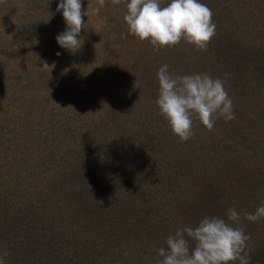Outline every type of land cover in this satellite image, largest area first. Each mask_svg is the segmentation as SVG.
Wrapping results in <instances>:
<instances>
[{"label": "trees", "instance_id": "trees-1", "mask_svg": "<svg viewBox=\"0 0 264 264\" xmlns=\"http://www.w3.org/2000/svg\"><path fill=\"white\" fill-rule=\"evenodd\" d=\"M201 2L216 24L206 51L181 41L31 163L20 153L2 159L6 264H156L169 234L204 216L226 219L229 207L251 236L250 264H264V218H243L264 202V0ZM163 64L224 80L236 118L212 131L194 120L195 137L179 142L156 105Z\"/></svg>", "mask_w": 264, "mask_h": 264}, {"label": "rangeland", "instance_id": "rangeland-1", "mask_svg": "<svg viewBox=\"0 0 264 264\" xmlns=\"http://www.w3.org/2000/svg\"><path fill=\"white\" fill-rule=\"evenodd\" d=\"M81 2L89 13L83 44L70 52L56 40L66 27L59 0H0V165L7 156L16 162L12 155L19 153L31 163L39 146L50 150L59 134L81 130L88 114L119 102L155 59L178 49L156 50L129 33L127 0Z\"/></svg>", "mask_w": 264, "mask_h": 264}, {"label": "clouds", "instance_id": "clouds-1", "mask_svg": "<svg viewBox=\"0 0 264 264\" xmlns=\"http://www.w3.org/2000/svg\"><path fill=\"white\" fill-rule=\"evenodd\" d=\"M104 3L105 0H98L99 7ZM112 3L118 5L120 0ZM125 7L123 19L129 33L142 41L148 40L156 50L184 41L206 51L216 34L213 13L201 0H169L166 5L162 0H127ZM61 10L66 27L56 40L62 48L75 52L82 47L81 30L85 29L84 17L89 13L82 10L81 0H59L56 12ZM122 38L126 36L122 34ZM47 66L43 62V67ZM168 68V64H163L156 72L159 84L156 105L179 142L195 137L194 120L212 131L216 120L223 118L227 122L236 118L224 80L208 73L174 75ZM243 218L249 222L264 218V202L254 213L244 211ZM240 224L241 214L229 207L226 219L204 216L195 226L178 227L167 236L166 247L156 250V264H250L251 236ZM9 255L7 250L0 252V264H6Z\"/></svg>", "mask_w": 264, "mask_h": 264}]
</instances>
